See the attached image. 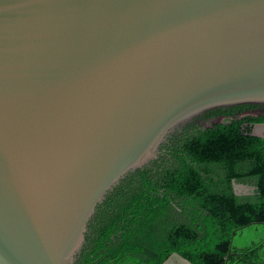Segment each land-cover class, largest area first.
<instances>
[{
    "label": "water",
    "instance_id": "1",
    "mask_svg": "<svg viewBox=\"0 0 264 264\" xmlns=\"http://www.w3.org/2000/svg\"><path fill=\"white\" fill-rule=\"evenodd\" d=\"M245 105L264 107V0H0V264H74L122 180Z\"/></svg>",
    "mask_w": 264,
    "mask_h": 264
},
{
    "label": "trees",
    "instance_id": "2",
    "mask_svg": "<svg viewBox=\"0 0 264 264\" xmlns=\"http://www.w3.org/2000/svg\"><path fill=\"white\" fill-rule=\"evenodd\" d=\"M262 106L221 109L223 121L172 136L166 152L129 175L100 204L74 264H264V238L243 250L232 239L264 226ZM248 187L237 194L232 183Z\"/></svg>",
    "mask_w": 264,
    "mask_h": 264
},
{
    "label": "rangeland",
    "instance_id": "3",
    "mask_svg": "<svg viewBox=\"0 0 264 264\" xmlns=\"http://www.w3.org/2000/svg\"><path fill=\"white\" fill-rule=\"evenodd\" d=\"M251 116L258 115V111H250L246 113ZM223 118L216 119L215 123H221ZM255 133L264 135V128H254ZM237 194L246 193V189L237 187L235 189ZM264 238V226L262 225H252L247 228L242 229L233 239L232 246L236 249L243 250L250 247L252 244L259 242ZM172 264H180L177 260H173Z\"/></svg>",
    "mask_w": 264,
    "mask_h": 264
},
{
    "label": "flooded vegetation",
    "instance_id": "4",
    "mask_svg": "<svg viewBox=\"0 0 264 264\" xmlns=\"http://www.w3.org/2000/svg\"><path fill=\"white\" fill-rule=\"evenodd\" d=\"M220 110H214V111L205 113L203 116L199 117L196 122H194L193 124L188 126L190 128V131L193 132V131H196L198 129L204 130V129H207V128L213 127L214 125L219 124V123H215L216 119L223 118V116L216 115L215 113L219 112ZM250 111H258V113H259L258 115H260V114H262L264 112V107L252 109V110H249L248 112H250ZM248 112H245V113H248ZM213 120L215 122H211ZM167 144H169V140L161 147V152H160L159 156L163 155L166 152L165 146ZM232 185H233V189L234 190L237 187H240V188H243V189H247L248 188V187H246V186H244L242 184H237V183H234V182L232 183Z\"/></svg>",
    "mask_w": 264,
    "mask_h": 264
}]
</instances>
